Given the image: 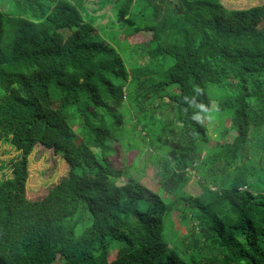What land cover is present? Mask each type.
I'll return each instance as SVG.
<instances>
[{"label": "trees", "instance_id": "16d2710c", "mask_svg": "<svg viewBox=\"0 0 264 264\" xmlns=\"http://www.w3.org/2000/svg\"><path fill=\"white\" fill-rule=\"evenodd\" d=\"M84 2L0 10V141L22 153L0 182V264H264V3L105 0L107 35ZM123 106L140 111L130 135ZM117 143L134 154L123 169ZM35 149L67 166L45 195L26 193Z\"/></svg>", "mask_w": 264, "mask_h": 264}, {"label": "rangeland", "instance_id": "374dc122", "mask_svg": "<svg viewBox=\"0 0 264 264\" xmlns=\"http://www.w3.org/2000/svg\"><path fill=\"white\" fill-rule=\"evenodd\" d=\"M105 0H85L83 3L84 8V18L86 19V22H89V19H92L96 17V23L92 24L93 28H97L100 25V29L105 31L107 35H109L114 28H112L111 21L109 22V19H114L112 17V11L110 9V6H105L102 9L99 10L98 6L101 7ZM172 1V0H171ZM100 2V3H99ZM222 4H224L227 8L230 9H249L251 7H254L256 5H261L264 3V0H220ZM100 4V5H99ZM10 0H3L0 3V10L4 13L12 14L10 11ZM8 19V16H4V21ZM11 28H9L8 25H5V35L2 41V47L7 48L11 44ZM100 34V33H99ZM101 35V34H100ZM104 37L103 35H101ZM147 32H141L135 38L140 42L141 40H144L148 37ZM134 38V37H133ZM133 38H129V41H133ZM130 42V43H131ZM122 51V50H120ZM123 52V51H122ZM129 54L125 56V59L127 61ZM133 63V62H132ZM131 63V65H132ZM212 108L214 106L212 105ZM122 111L125 115L124 120V126L125 131L127 135H130L131 132H133L134 126L137 124L136 119H138L137 115L140 112L139 110H131L130 112L125 108L122 107ZM136 115V117L134 116ZM156 119V117H154ZM207 121H209V128L207 129V134L209 138H213L214 135L217 134L218 130V122L215 121V119L209 118ZM119 138V134L117 135ZM133 143L137 145V147L140 148H146L147 151H152L153 158L155 156H168L170 155V150L167 148H156L154 143H147L144 145L142 142H140V139L136 135L134 137ZM119 143H117L115 148V153L113 156L110 157V161L112 163V167L116 169H123L124 166L129 165L134 157L133 151L124 153V150H126V147L123 146V150H119ZM143 153L144 150H142ZM22 156L21 151L16 150L8 139H3L0 141V182L4 179L10 180L13 177V167H11V164L13 161L18 160ZM51 156L48 152H43V150L37 151L36 149L33 150L28 156H27V172H28V178L26 183V193L27 195L30 192H37L39 189L40 191L37 193L38 195H45V191L47 189H50L52 186L56 185L63 177H66L67 175V166L64 163L62 158L51 160ZM138 161V159H137ZM109 171V170H107ZM146 178H144L141 183L145 185L149 190L153 191L154 193H157V195H163V192L158 187L157 179L159 178L151 177V171L150 169H147L146 171ZM193 172V171H191ZM195 174V173H194ZM99 179V177H98ZM97 179V180H98ZM126 179H118L116 181V184L119 185L122 182H124ZM192 184V190L195 191V184L193 181L190 182ZM36 194V193H35ZM165 198H167L165 196ZM28 199L33 200V196H28ZM166 203V202H165ZM168 204H172V202H167ZM142 207H146L147 203L142 202ZM172 210H168V212L165 215L164 218V225H165V231L164 236L165 238H169L174 236L178 233L176 229V222H175V214H172Z\"/></svg>", "mask_w": 264, "mask_h": 264}]
</instances>
